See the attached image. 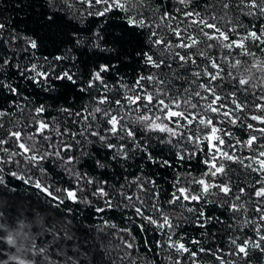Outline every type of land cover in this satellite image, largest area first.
Masks as SVG:
<instances>
[{"label":"snow or ice","instance_id":"1","mask_svg":"<svg viewBox=\"0 0 264 264\" xmlns=\"http://www.w3.org/2000/svg\"><path fill=\"white\" fill-rule=\"evenodd\" d=\"M12 7L63 39L0 13V264H264V0Z\"/></svg>","mask_w":264,"mask_h":264},{"label":"trees","instance_id":"2","mask_svg":"<svg viewBox=\"0 0 264 264\" xmlns=\"http://www.w3.org/2000/svg\"><path fill=\"white\" fill-rule=\"evenodd\" d=\"M16 2L17 0H0V13H3L4 16L11 15L16 20L23 21V23L20 24L21 29H24L25 27L29 30L35 29L38 31L39 35L41 36L47 35L49 39L46 40V46L49 48L53 46L52 45L53 40L58 43L59 40L63 39V37L59 34V31L56 28V26H53V28L51 29H48L46 26H42L44 25V19L39 15V13L42 11H48L47 8L33 7V8H28L25 11H21L19 9H15L14 7H12V5H14ZM28 2L29 0H24V3L27 4ZM33 3H35V0H33ZM40 3L44 4L45 0H40ZM66 96L70 97L71 93L67 92ZM48 168L50 171H49V175L46 178L42 177L38 171L36 172V176L41 179H44L45 183H49V182L52 183L54 188L57 186H63V187L69 186V180L67 176H65L62 172H59V170L54 169L51 165H48ZM181 171H183V169ZM8 179L12 186L17 187V192L12 194L15 197H17V199H15L14 201H9L7 200L6 197H0V199L5 200L8 205L14 204L17 211H20L21 208L27 211L28 205L34 204L37 201V199H40L41 202H43L44 199L43 194L37 193L35 189L23 185L22 182L15 181L11 177H9ZM69 207H73L77 209L76 222L80 224L85 230H88L89 225L95 226L102 223V221L96 219V214L92 210L85 208L84 205L76 206L69 203ZM101 215H104L105 218L111 219L112 222L114 223L117 224L121 223L119 219L120 214L118 212L117 213L109 212ZM188 235L189 236L193 235V230L190 227L188 228ZM92 236L96 237L98 236V234L95 231H93ZM97 243H99L98 239H97ZM105 243L107 245L108 251L112 252L113 244L108 243L107 241H105Z\"/></svg>","mask_w":264,"mask_h":264}]
</instances>
